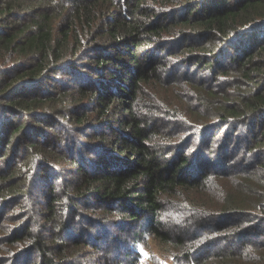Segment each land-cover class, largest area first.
<instances>
[{
    "label": "trees",
    "instance_id": "obj_1",
    "mask_svg": "<svg viewBox=\"0 0 264 264\" xmlns=\"http://www.w3.org/2000/svg\"><path fill=\"white\" fill-rule=\"evenodd\" d=\"M145 237L264 264V0H0V264H140Z\"/></svg>",
    "mask_w": 264,
    "mask_h": 264
},
{
    "label": "rangeland",
    "instance_id": "obj_2",
    "mask_svg": "<svg viewBox=\"0 0 264 264\" xmlns=\"http://www.w3.org/2000/svg\"><path fill=\"white\" fill-rule=\"evenodd\" d=\"M88 103L89 102L86 100L85 104L88 105ZM137 111L139 113H142V110L140 107H138ZM156 114L160 118V121L157 122V125L160 127L161 130L169 132L168 135H166V137H165V139H166L165 143H167L168 145H174V144L181 145L180 147L184 148V146L187 144L186 141L187 140L191 141L192 135H188L185 138H183L184 137L183 134H182L181 138L174 140L173 137H175L177 135V133L174 132V127L177 124H175L171 120L162 119L161 118L162 115L158 112H156ZM103 119H104V117L102 118V120ZM107 123H108V121L104 120L103 125H106ZM98 125H100V124H98ZM221 139H222L221 134H217V137L213 141L212 148H210L212 152H208L209 151L208 148H205L202 144H200V147L203 149V151L205 153L201 149H199L200 153L202 155L199 159H203L204 161H207L208 157H210L212 160H210L209 162H210L211 166L214 167L213 169H210L211 171L214 169H218L219 171L221 170L220 167H218L219 163L217 161H215V160H220L218 158L215 159V153L217 152L215 147L220 143ZM180 143H182V144H180ZM194 147L195 146H192V149ZM194 159H196V158H194ZM231 160L233 162H235L236 164H238V161H236L235 156H232ZM213 161H215L217 163V165L214 164ZM167 214H169V216L165 214V217L169 218V222L172 221L173 224H179L180 220L182 219V216H180L178 214H174L172 216H171L170 212H168ZM111 221H115V223H119L120 216L111 217ZM210 223H211V221L209 219H206V226H209ZM236 226H237L236 230H234L233 232L228 234L227 237H225L226 241L232 239L237 244L238 243V241H237V235L238 234H241L240 237H251L250 234H249L250 236H246L245 234H243L244 232L240 233L241 231H243V229L247 228L246 222H242V221L238 222L236 224ZM239 227H243V228L240 229ZM144 232H145V230L143 227H140L137 229L138 234H143ZM123 236H124V233H123V231L119 230V228L115 232L110 233V237H123ZM215 237H218V236L215 235ZM253 237L254 236H252V239H253ZM123 238H125L124 240L127 242L128 245H129V243H131V242H129V240L126 237H123ZM165 239H166V237H161V240L164 241ZM162 244H163L162 247H158L157 242H153L151 237H145V242L143 244L144 246H142L140 249L141 255H142L140 264H173L171 259H170L172 253H174V252H172V247L169 244H166L165 242H162ZM152 254H154V256H155L154 259H152Z\"/></svg>",
    "mask_w": 264,
    "mask_h": 264
}]
</instances>
